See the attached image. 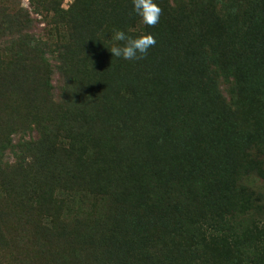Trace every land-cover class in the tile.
I'll list each match as a JSON object with an SVG mask.
<instances>
[{
    "label": "rangeland",
    "instance_id": "rangeland-1",
    "mask_svg": "<svg viewBox=\"0 0 264 264\" xmlns=\"http://www.w3.org/2000/svg\"><path fill=\"white\" fill-rule=\"evenodd\" d=\"M158 6L0 0V264H260L264 0Z\"/></svg>",
    "mask_w": 264,
    "mask_h": 264
},
{
    "label": "clouds",
    "instance_id": "clouds-1",
    "mask_svg": "<svg viewBox=\"0 0 264 264\" xmlns=\"http://www.w3.org/2000/svg\"><path fill=\"white\" fill-rule=\"evenodd\" d=\"M132 10L149 27L157 25L162 15L158 0H132ZM111 43L112 46L108 50L113 57L136 61L146 58L150 47L155 46L156 39L151 33L133 37L124 30L117 29Z\"/></svg>",
    "mask_w": 264,
    "mask_h": 264
},
{
    "label": "trees",
    "instance_id": "trees-1",
    "mask_svg": "<svg viewBox=\"0 0 264 264\" xmlns=\"http://www.w3.org/2000/svg\"><path fill=\"white\" fill-rule=\"evenodd\" d=\"M254 1L257 2V3L260 2V0H254ZM235 48H237V46H236ZM201 169H202V168H201ZM201 169L197 170V172H196V177H197V179H198V178H201L202 171L205 170V168H203L202 170H201ZM191 177H193L192 174H191ZM190 186L192 187V185H190ZM188 192H189V194L191 195V197H192V199H193L194 201H196V200L198 201V200L200 199L199 202L202 203V205H203L204 208H207L209 205H211V204L208 202V201H209L208 198L205 197L203 193H201V194H197L195 191H193L192 194H191V192H190V188H189ZM146 197H147V200H148L149 202L157 203V201H155V198H154V199H150V198L148 197V195H146ZM219 200H220V201H219ZM219 200L216 201V199H215L216 202H218V203H220V204H222V205H225V206H230V205L232 204V203H229V202L227 201V198H225V197H220ZM256 200H257V199H256ZM183 215H185V214H183ZM170 218H171V221H172L174 224H177V223H178V218H177V216H176L173 212L170 213ZM212 222L215 223V221H212ZM212 228H213V227H211V229H212ZM189 230H191V229H189ZM262 252H263V251H262V247H259V248L256 249V253L261 254ZM263 261H264V257L259 258V259L257 260V263L262 264Z\"/></svg>",
    "mask_w": 264,
    "mask_h": 264
}]
</instances>
